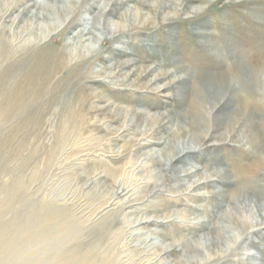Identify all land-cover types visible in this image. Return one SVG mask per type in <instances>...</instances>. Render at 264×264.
<instances>
[{
	"label": "rangeland",
	"instance_id": "rangeland-1",
	"mask_svg": "<svg viewBox=\"0 0 264 264\" xmlns=\"http://www.w3.org/2000/svg\"><path fill=\"white\" fill-rule=\"evenodd\" d=\"M81 1H47L41 12L33 5L44 0H0V264L202 259L201 247H188L207 244L205 236L227 224L220 218L233 213L231 197L264 204V0H187L183 7L201 13L181 11L165 24L156 8L177 0H115L110 21L128 31L114 40L95 32L94 52L71 39L103 0ZM70 17L78 27L64 32ZM144 20L146 27L130 26ZM127 60L130 69L174 78L150 90L123 85L124 72L105 74ZM95 106L117 110L120 119L106 121L107 111ZM134 113L149 118L137 128ZM160 116L167 119L154 122ZM198 121L205 132L235 127L232 138L195 148L179 137L173 147L192 152L171 153L170 136ZM124 124L123 134L112 130ZM153 126L158 136L144 148L149 138L140 134ZM263 228L236 247L222 242L226 253L198 264H264ZM169 245L176 251L163 255Z\"/></svg>",
	"mask_w": 264,
	"mask_h": 264
},
{
	"label": "bare ground",
	"instance_id": "bare-ground-1",
	"mask_svg": "<svg viewBox=\"0 0 264 264\" xmlns=\"http://www.w3.org/2000/svg\"><path fill=\"white\" fill-rule=\"evenodd\" d=\"M47 1L53 2V0H44V2L40 3V2H34V0H33V2H34L33 6H36V7L38 6V8L41 9V12H42V10L47 8L46 7ZM75 1L76 0H74V3H75ZM83 1H86V0H82L81 2L83 3ZM177 1H178L177 3H171L168 5L156 8V12L161 13V24H165V23L170 22L171 20L176 18L177 15L179 14V12H181V11H185V10L189 9V15L193 14L195 16V15L201 13V11L203 10V8H201V7H192V6L187 7V8L185 6L183 7L182 2H185L186 6H187L188 5L187 2L189 0L188 1L187 0H177ZM97 2H94V4L96 5L95 7H93L94 9L92 8V10H91V8H88V9H90L91 13L87 15V18L82 19L83 23L80 25L82 27V29L77 30L76 31L77 33L74 35V38L71 39L73 42H77V44L79 43V44H82L83 46L86 45L87 50L93 51V52H94V46H92L93 42L95 44H97L99 42L98 38H96V36H94L95 32L98 33L99 35H103L106 32L109 35H111L110 40H114L118 36L125 35V32L128 31V27H129L126 25L120 26L117 22L110 21V18H111L110 16H115V14L111 11V8H110V5L113 2H115V0H103V2H100V3H97ZM94 4H93V6H94ZM48 7L51 9V5H49ZM145 9H147V8H145ZM167 9L170 11H173V12L169 13V12L165 11ZM39 13H40V11H39ZM151 14L153 15V13H151ZM68 15H71V13L69 12L66 15V18H69V17H67ZM133 15H134V13H133ZM149 24H150V22H149ZM146 25H147V23L144 20L139 25H137V23L135 22V23L131 24L130 26H133V27L137 26L138 28H143V27H146ZM77 27L78 26L73 21V18L70 17V20H68V22L64 28V30H65L64 32H67L70 28L75 29ZM131 67H133V65L130 63V61H128V60L127 61H119V62L113 64V66L109 67L106 70L105 74L108 73L109 75H114V76L118 75V77H116V79H118L119 76H121V74L124 72V77H122V78H124L123 85L125 82L126 83L129 82L128 88H129V86H131L133 88L137 87L136 89H138V88L139 89H145V88L149 89L150 88V90H155V89H151V87L154 85H157L159 82L173 77V73L169 72V71H162V72L154 74V69H151L149 67H140V68L130 69ZM102 75L103 74H101V76ZM151 76H153V77L148 80L145 87H143V88L140 87L139 83H141V81H144L146 78L148 79ZM176 80L174 79V81H170L169 83L164 84L160 88L156 89V91H154V93L158 94V93L163 92L162 90L171 89L174 85L173 82L177 83L180 81L179 78H177ZM95 95L96 94L92 95V97L94 99L99 98V96H100V95L99 96H95ZM163 96L165 98L170 97V95H168V94H163ZM96 100H98V99H96ZM99 100L101 101L102 99L99 98ZM219 101H221V98L218 99L217 102H219ZM217 102L213 103L212 107L210 108V111L208 113L209 116L211 115V112H213V110L216 108ZM195 103L196 102H194V100H192V103H191L192 109H193L195 115H197V117L200 120V119H202V114H200V110H198ZM94 110L96 112L100 111L102 113H105V111H107L105 113L107 115V117H106V119L104 118L106 121L109 120L110 122H112V121H117L120 119L119 112H117V110H109V106H107V107L95 106ZM182 116L184 118H187L184 114ZM133 117L136 119L134 122L135 126L134 125H131V126L138 128L140 125H142V121H144L145 118H149V115L145 116L142 113H134ZM153 119H154V122H155V119L157 122L159 119L161 120V122H164V120H166L167 118L160 116V117H155ZM198 122L199 123H196V124H193L190 122V123L186 124L183 129L177 130L173 135L170 136L171 137L170 140H167V146L170 148L171 153L178 151L177 154H183L182 157H185L192 152L191 148L185 147V148L179 149V148L173 147V142L176 139H178L179 137H183V138L189 137V139L195 143V145H194L195 148L196 147L200 148V147L206 145L207 143H210L213 141L221 142V141H227L228 139H231L232 138L231 136H232L234 129H235V127H232L229 125L228 127H225V130L223 132H220V131H218V129L216 127L211 126L208 128V131L205 132L201 128L202 125H201L200 121H198ZM154 125H156V123ZM126 127H127V125L124 124V125H121L118 129L113 128L112 130H114L116 134L118 133L121 135L127 131ZM154 128L155 127L153 126V127H149V129H147V130L144 129L145 131H143L142 134H140L141 135L140 140H142V141H146L149 138V142L146 141L145 144H143V147L145 146L144 148H147L150 141L155 140V136L157 134H156V129L153 130ZM128 130L132 131L131 127H129ZM130 131H129V133H130ZM159 141H160V139H159ZM173 159H174V156H171L170 160L168 162L171 163V161ZM215 174H217V172ZM186 177L190 178L191 174H189V175L187 174ZM208 177L210 178V176H208ZM154 180L157 181L158 179H154ZM199 186H200V184L199 183L197 184V182H195V188L193 190L197 189ZM126 194H128V193H126ZM231 198H234V199L232 200V204L230 205L228 210H232L233 213H229V215L224 216L223 218H220V220H222V222H226L227 224L225 226H223L222 228H219V230L216 231V235H214V237L206 235L205 236L206 237L205 242L207 244L199 241V243L196 244L197 246L195 248L193 247V249H191V246L188 247L191 250V252L194 249L199 250V248L201 247V249L204 250V253H205V256H203L202 259L196 260L194 257H190L189 261L176 263L173 261L166 260L163 263H166V264H198V263H201L203 261H207V260L210 261V260L216 258V256H219V254L226 253V251H224L221 247L222 242H227L228 244L230 243L233 247L234 246L236 247L238 245V243H241L243 241V239L246 237V235L249 232L257 231L262 226H264V204L263 203L261 204L260 201H255L251 198L241 196L238 193L235 194V197H231ZM128 203H129V201H128ZM157 223L158 222H156V220L155 221H144L141 225L154 227V226H156ZM224 234L228 235V239L224 238V236H223ZM217 237L219 238L220 242L215 241V238H217ZM163 239L166 240V237L163 236ZM186 243H189V242H186ZM192 246H194V244ZM217 248H218V250H217ZM160 250H161V253L163 255L167 254V256H168V255H171L173 252H175L176 248H173V245H169V246H165L164 248H161ZM237 256H239V255H237ZM242 262H243V264H245V260Z\"/></svg>",
	"mask_w": 264,
	"mask_h": 264
}]
</instances>
